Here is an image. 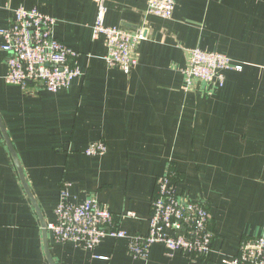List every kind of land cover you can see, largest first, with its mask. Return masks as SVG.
I'll return each instance as SVG.
<instances>
[{
    "label": "crops",
    "instance_id": "0c3cea01",
    "mask_svg": "<svg viewBox=\"0 0 264 264\" xmlns=\"http://www.w3.org/2000/svg\"><path fill=\"white\" fill-rule=\"evenodd\" d=\"M104 1L106 25L145 31L127 73L103 59L104 36L93 37L95 0H0V29L19 6L53 17L81 71L55 92L23 90L5 81L0 49V264H231L264 231V0H174L169 18L149 13L148 0ZM192 48L240 69L221 70L222 85L213 78L185 88ZM96 142L103 153H87ZM166 174L179 195L208 207L209 255L154 243L138 259L125 238L86 248L46 228L66 187L68 201L93 196L116 227L145 234Z\"/></svg>",
    "mask_w": 264,
    "mask_h": 264
},
{
    "label": "built area",
    "instance_id": "2783aa9c",
    "mask_svg": "<svg viewBox=\"0 0 264 264\" xmlns=\"http://www.w3.org/2000/svg\"><path fill=\"white\" fill-rule=\"evenodd\" d=\"M95 2L93 37L104 36L107 52L103 59L109 66H117L127 73L138 63L135 48L145 38V31L142 27L129 30L106 25L105 1ZM174 6V0H148V12L163 18L171 17ZM14 15L12 24L0 29V49L8 56L5 81L29 91L55 92L68 87L81 71L74 61L76 53L55 36V19L36 8L22 6L14 9ZM230 68L240 69V65L231 63L222 53L188 49L187 63L182 70L184 87L191 88L195 81L209 82L213 78L222 85L220 71ZM104 150V144L96 142L87 153L101 154ZM67 197L64 187L55 207V220L46 224L57 241L92 248L105 236L125 238L132 255L138 259H146L154 243L200 256L211 252L213 232L208 207L203 202L179 195L173 177L168 174L156 180L145 234H128L116 227L110 208L93 196L80 203H72ZM126 215L134 217L135 213L128 211ZM231 264H264V231L244 241Z\"/></svg>",
    "mask_w": 264,
    "mask_h": 264
},
{
    "label": "water",
    "instance_id": "95a60500",
    "mask_svg": "<svg viewBox=\"0 0 264 264\" xmlns=\"http://www.w3.org/2000/svg\"><path fill=\"white\" fill-rule=\"evenodd\" d=\"M8 147H9L10 151L13 153V159H14L15 165H16L17 170L19 172L21 181H22V183H24V178H23V174H22V170H21L20 164H19L18 159H17L15 153L13 152V149H12L11 145L9 144V142H8ZM41 224H42L43 227H45V223L42 222Z\"/></svg>",
    "mask_w": 264,
    "mask_h": 264
}]
</instances>
